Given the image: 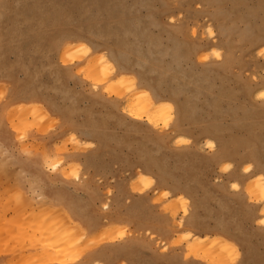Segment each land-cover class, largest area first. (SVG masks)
<instances>
[{
    "label": "rangeland",
    "instance_id": "374dc122",
    "mask_svg": "<svg viewBox=\"0 0 264 264\" xmlns=\"http://www.w3.org/2000/svg\"><path fill=\"white\" fill-rule=\"evenodd\" d=\"M263 89L264 0H0V264H264Z\"/></svg>",
    "mask_w": 264,
    "mask_h": 264
},
{
    "label": "bare ground",
    "instance_id": "6f19581e",
    "mask_svg": "<svg viewBox=\"0 0 264 264\" xmlns=\"http://www.w3.org/2000/svg\"><path fill=\"white\" fill-rule=\"evenodd\" d=\"M70 39H72V37ZM261 43H262V41H261ZM67 49H66V51H67ZM69 51H71V50H69ZM86 51L88 52V50H86ZM89 61H88V63H89ZM97 61H98V63H101V65L105 66L106 69L110 72V73L108 72L109 73L108 74V73H106V71H102L101 73L105 72L103 74V76L105 74L112 76L113 67H111L109 65V62H108L107 58L105 56H100V57H98ZM89 64H92V63H89ZM97 67H98V65H97ZM95 68H96V65L94 64V65H90L89 69H91V70L100 69V68H98V69H95ZM101 75H100V77H101ZM106 75H105V77H106ZM95 76L97 77L96 79L99 78V75L97 73H95ZM105 77H103V78L101 77L100 80L104 81L105 79H107ZM125 83H127V82L124 80L122 82H119L118 84H125ZM134 86H135L134 83L129 86L131 91L134 90V88H133ZM135 93H137V92H134V94ZM259 95L264 99V89L259 92ZM132 97H134V96L132 95ZM129 112L131 113V115H133L135 117L136 116H140L142 113H144L146 115L147 120L149 121V123H151V124L154 123L155 124V123H157L160 120L168 119L170 117L169 115L172 113V105H171V102L166 101V100L165 101L156 102V101H154L152 99V97L147 92H144V93L141 94V96L137 97L135 100H133V101L131 100V103H129ZM208 143H212V142L208 141ZM249 171H250V167L247 169L246 172H249ZM140 177L144 181H148V182H152L153 181V180H151L152 178L150 179L148 177V175H141ZM257 185H258L257 186L258 187V191L261 194L262 199L264 201V176L263 175H258ZM260 219L262 220L263 225H264V216H262V214L260 215ZM186 234L189 235L191 233L189 232V233H186ZM194 237H195L194 242L190 245V250H191L190 252H194V253L198 252L199 246L203 245V242L211 239V238H209L208 235H205L203 237H200V236H194ZM220 239H222L221 241L224 244H226V245H228L230 243V240H228L225 237H221ZM213 240H218L219 241L218 238H214ZM219 243L220 242H218L217 244H219Z\"/></svg>",
    "mask_w": 264,
    "mask_h": 264
}]
</instances>
